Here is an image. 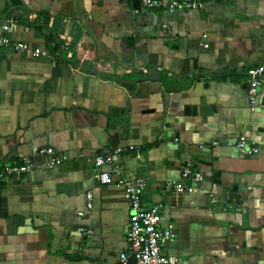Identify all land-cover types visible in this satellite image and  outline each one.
Wrapping results in <instances>:
<instances>
[{
    "label": "crops",
    "instance_id": "crops-1",
    "mask_svg": "<svg viewBox=\"0 0 264 264\" xmlns=\"http://www.w3.org/2000/svg\"><path fill=\"white\" fill-rule=\"evenodd\" d=\"M8 17L27 49L0 50V162L34 168L0 181V264H133L120 257L131 206L119 179L139 176L143 204L175 226L162 248L176 264H264V77L255 110L247 94L248 70L264 66V0L174 13L141 0H0V26ZM154 72L166 81L142 79ZM241 135L261 153L244 155ZM42 147L65 158L50 164ZM187 162L204 175L198 189L168 190L192 184Z\"/></svg>",
    "mask_w": 264,
    "mask_h": 264
},
{
    "label": "built area",
    "instance_id": "built-area-1",
    "mask_svg": "<svg viewBox=\"0 0 264 264\" xmlns=\"http://www.w3.org/2000/svg\"><path fill=\"white\" fill-rule=\"evenodd\" d=\"M224 0H141L143 6L147 8H160L169 13H174L178 9H201L209 2L215 3ZM16 23L14 17H8L0 26V50L5 46H13L19 50H26L27 45L23 41L13 39L8 33L12 25ZM33 54L36 56H46L48 52L41 47L33 48ZM264 77V66L259 65L251 67L248 70L247 94L251 109L255 110L261 105L259 100V91ZM237 146L246 156H254L261 153L262 148L259 145L252 144L246 135H241ZM122 151V148L108 150L95 156L96 165L102 167L107 164H114L116 156ZM41 155H47L48 163L58 164L63 161L65 156L56 155L53 147H42L39 149ZM34 168V162L29 158H24L20 162H0V181L8 179L11 176H19L30 172ZM97 177L102 183H111L113 181L112 172L104 170ZM184 179H191L192 184H186L183 181H170L166 188L168 190L176 189L178 191H196L197 183L204 180V175L193 168L191 162H187L182 170ZM119 183L124 186L125 197L129 200L131 214L129 217V226L127 233V249L120 255L126 263L129 256L136 260L135 264H176L177 258L172 254H167L162 248V242L166 240H175L177 233L173 223H164L162 220V211L160 204H154L147 207L143 204L142 195L147 188V181L144 177H122ZM93 193L88 192L91 206ZM83 233H91V229L81 227Z\"/></svg>",
    "mask_w": 264,
    "mask_h": 264
},
{
    "label": "water",
    "instance_id": "water-1",
    "mask_svg": "<svg viewBox=\"0 0 264 264\" xmlns=\"http://www.w3.org/2000/svg\"><path fill=\"white\" fill-rule=\"evenodd\" d=\"M87 70L91 71V72H94V73H99V74H102L103 72L102 71H99L97 69H94L92 67H85ZM108 78H112L111 76H108ZM146 79V78H149V79H159V80H162V81H166L165 77L162 76L159 72H154V73H151L148 77H143L142 79ZM115 80L119 81V82H122L124 84H136L137 83V79H127V78H124V77H119V76H115L114 77ZM195 110L196 107L194 105H187L186 106V110L187 112L190 111V110ZM196 111V110H195ZM129 261H131V263L135 264L136 260L133 256H130L129 257Z\"/></svg>",
    "mask_w": 264,
    "mask_h": 264
}]
</instances>
